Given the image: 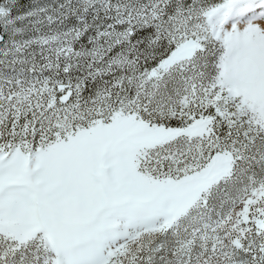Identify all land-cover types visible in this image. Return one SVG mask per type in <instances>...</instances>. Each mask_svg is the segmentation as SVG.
<instances>
[{"label": "snow or ice", "instance_id": "1", "mask_svg": "<svg viewBox=\"0 0 264 264\" xmlns=\"http://www.w3.org/2000/svg\"><path fill=\"white\" fill-rule=\"evenodd\" d=\"M0 264H264V0H0Z\"/></svg>", "mask_w": 264, "mask_h": 264}]
</instances>
